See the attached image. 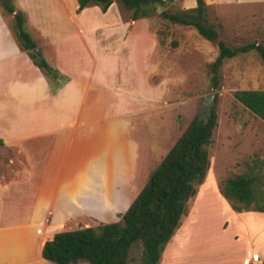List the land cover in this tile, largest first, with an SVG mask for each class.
Listing matches in <instances>:
<instances>
[{"label":"rangeland","instance_id":"374dc122","mask_svg":"<svg viewBox=\"0 0 264 264\" xmlns=\"http://www.w3.org/2000/svg\"><path fill=\"white\" fill-rule=\"evenodd\" d=\"M178 3L174 0L165 4L164 11H178ZM161 14L154 12L146 19L156 41L151 57L143 58L145 48L149 51L150 46L139 39L137 51L133 48V67L115 76L122 89L120 99L106 92L97 106L89 108L90 117L97 114L99 119L106 116L108 122H120V158L131 159L128 171L116 166L103 172L104 180L113 183L120 177L122 185L131 189L132 201L190 121L201 113L205 97L214 93L217 126L208 147L210 167L205 180L209 183L204 180L188 201L186 215L169 241L170 250L164 258L162 253L159 264H240L252 253L260 256L264 264V213L246 211L234 216L228 212L229 204L224 205L216 196L221 180L243 174L253 157L264 158V122L233 97L238 90H264V66L254 52L226 60L219 69L218 85L213 88L209 65L217 56V49L202 40L194 29L172 25ZM122 15L124 19L129 16L125 11ZM208 15L211 22L221 24L219 39L228 46L251 42L264 45V0H225L208 6ZM5 19L9 26L11 17L6 15ZM123 46L126 55L128 45ZM111 78L107 76L106 80ZM114 115L117 118H109ZM45 152L44 147L33 143L25 145L26 155L19 149L0 146V181H23L32 173L33 165L34 173L39 174ZM93 157L87 159L83 173L73 172L71 184L87 175V167L91 171ZM128 205L129 202L123 205L117 219L111 222L119 221ZM111 222L85 213L66 219L59 230L96 228ZM180 234L179 242L173 241ZM141 253V244H134L128 264H140ZM43 264L54 263L43 260Z\"/></svg>","mask_w":264,"mask_h":264},{"label":"crops","instance_id":"0c3cea01","mask_svg":"<svg viewBox=\"0 0 264 264\" xmlns=\"http://www.w3.org/2000/svg\"><path fill=\"white\" fill-rule=\"evenodd\" d=\"M204 1L211 6L225 0ZM15 4L25 13L28 33L41 56L65 82L51 93L46 78L19 50L7 20L0 14V140L5 147L25 155L27 143L46 151L39 174L34 173L33 165L32 173L23 181H0V264H43L44 242L61 232L66 219L88 213L111 222L123 205L131 204V189L122 185L120 177L106 183L103 173L116 166L129 169L131 159L120 158V122H108L106 116L99 119L97 114L90 117L89 108L97 106L106 92L120 99L122 89L115 76L133 67V48L137 51L139 39L150 46L142 54L146 60L156 41L146 19L123 21L116 2L105 13L98 6L77 13L76 0H15ZM178 4V9L187 10L196 6V0H179ZM124 43L129 50L126 55ZM107 76L112 78L106 80ZM91 156V171L87 167V175L71 184L73 172L83 173ZM205 182L209 183L207 179ZM216 196L227 204L219 192ZM39 228L43 235L37 233ZM181 236L173 241L179 242ZM250 249L253 251L252 246Z\"/></svg>","mask_w":264,"mask_h":264},{"label":"trees","instance_id":"16d2710c","mask_svg":"<svg viewBox=\"0 0 264 264\" xmlns=\"http://www.w3.org/2000/svg\"><path fill=\"white\" fill-rule=\"evenodd\" d=\"M173 1L76 0V12L98 6L105 13L116 2L123 21L134 22L149 18L155 12V3L164 6ZM0 9L4 18L11 17L9 28L19 50L27 54L46 78L51 93H55L65 79L41 54L34 52L38 45L28 33L25 13L17 8L15 0H0ZM122 11L129 14L126 19ZM161 16L172 25L194 29L202 40L217 49V56L209 65L213 88L218 85L219 69L226 60L254 52L264 66V45L251 42L230 47L219 39L218 31L222 26L209 20L204 0H196L194 8L167 10ZM233 97L264 122V90H238ZM216 126L215 106L209 114L195 116L149 175L126 212L120 215L119 221L55 233L51 240L44 242L41 258L54 264H128L131 247L140 243V264H159L166 245L186 215L188 201L205 180L210 167L208 147ZM246 168L243 174L229 175L221 180L218 192L236 213H264V158L253 157Z\"/></svg>","mask_w":264,"mask_h":264},{"label":"water","instance_id":"95a60500","mask_svg":"<svg viewBox=\"0 0 264 264\" xmlns=\"http://www.w3.org/2000/svg\"><path fill=\"white\" fill-rule=\"evenodd\" d=\"M154 8H155V13L156 14H161L164 11V7L161 4H154ZM34 52L36 54H40L41 50L39 48H36L34 50ZM214 98H215V94L212 93L210 95H207L205 97V101H204V105H203V110L201 111V113L199 114V116H201V114L205 115V114H209L211 112L212 106H213V102H214Z\"/></svg>","mask_w":264,"mask_h":264},{"label":"built area","instance_id":"2783aa9c","mask_svg":"<svg viewBox=\"0 0 264 264\" xmlns=\"http://www.w3.org/2000/svg\"><path fill=\"white\" fill-rule=\"evenodd\" d=\"M37 233L40 235L41 233V229L37 230ZM244 264H262L259 256L257 254H252L249 259L246 260V262Z\"/></svg>","mask_w":264,"mask_h":264}]
</instances>
